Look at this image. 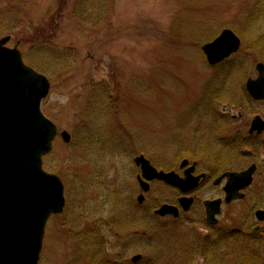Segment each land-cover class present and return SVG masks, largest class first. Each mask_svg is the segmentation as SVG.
Instances as JSON below:
<instances>
[{
    "label": "rangeland",
    "instance_id": "374dc122",
    "mask_svg": "<svg viewBox=\"0 0 264 264\" xmlns=\"http://www.w3.org/2000/svg\"><path fill=\"white\" fill-rule=\"evenodd\" d=\"M224 29L242 43L243 69L229 82L233 106L203 102L220 69L206 64L201 47ZM243 35L264 36V0H0V39L11 37L7 47L17 46L25 64L49 80L42 112L58 133L66 131L72 139L66 145L57 136L43 159V169L64 184L66 207L46 224L38 264H89L85 250L76 253L78 236L86 232L101 234L103 264H132L136 255L149 264L158 259L168 264L179 228L187 240L194 233L208 235L201 201L223 199L224 182L218 187L210 182L192 194L197 201L178 226L172 218L161 219L167 232L138 228L128 238L116 226L120 219L134 225L161 205H177L180 196L151 182L138 205L135 157L143 155L156 170L181 177L184 159L213 172L216 166L198 155L221 130L208 110L241 114L229 125L232 138L246 136L255 116L264 120V102L241 99L246 80L257 76L255 65L264 63L260 51L242 42ZM218 83L209 91L219 90ZM253 143L264 146V133ZM226 157L232 159L229 172L251 164L258 170L245 199L223 206L219 227L237 229L248 219L247 231L264 238V223L254 220V211L264 210V150L255 155L242 146ZM195 264L205 263L197 257Z\"/></svg>",
    "mask_w": 264,
    "mask_h": 264
},
{
    "label": "water",
    "instance_id": "95a60500",
    "mask_svg": "<svg viewBox=\"0 0 264 264\" xmlns=\"http://www.w3.org/2000/svg\"><path fill=\"white\" fill-rule=\"evenodd\" d=\"M11 37L0 39V264H38L42 251L45 226L53 215L63 212L66 204L64 185L60 178L43 169V158L52 150L57 128L42 112L41 103L50 89L49 80L24 64L17 46L8 48ZM241 47L240 39L229 29L223 30L212 42L201 47L209 66L214 67L236 54ZM256 79L248 78L245 90L255 102L264 101V64L255 66ZM264 120L255 116L249 126V135H261ZM64 144L71 142L66 131L59 133ZM139 168L137 180L143 194L150 190L151 182H161L177 189L182 196L178 200L183 213L189 212L193 198L191 193L204 181L205 175L194 176L196 163L189 166L187 160L180 163L183 177L175 172L156 170L139 155L133 159ZM257 167L252 164L241 172H226L213 181L220 186L224 199L204 201L205 223L218 224L222 204L245 198L244 191L253 183ZM144 196L137 198L143 204ZM155 216L177 219L179 209L161 205ZM256 222L264 223V210L254 212ZM256 226L253 232L258 231ZM140 255L131 259L133 264Z\"/></svg>",
    "mask_w": 264,
    "mask_h": 264
},
{
    "label": "trees",
    "instance_id": "16d2710c",
    "mask_svg": "<svg viewBox=\"0 0 264 264\" xmlns=\"http://www.w3.org/2000/svg\"><path fill=\"white\" fill-rule=\"evenodd\" d=\"M254 22L256 21L253 19L250 26H252V23ZM241 39L247 46H250L251 50L260 51L264 60V36L250 37L243 35ZM239 54L240 51L218 67L220 73H218L216 81L210 83L209 88L205 90L203 102L212 101L222 103L223 105L224 103L232 106L235 105L234 101L232 102L234 95L232 88L233 85H230L229 82H232L237 74L241 75L243 65ZM218 82H220V86L217 87L219 90L214 92L213 90L212 92L211 90L209 91L211 87L214 88V84L218 86ZM241 99L246 104L252 102L245 90L241 93ZM242 100L240 101L242 102ZM245 103L239 105L243 107ZM229 125L230 124H228L223 130L215 131L211 141L212 145H209L210 142H208L209 144L207 145L209 146L205 144L208 149L198 152L200 157L205 156L214 166H216L217 169L212 172L214 176L229 171V168L232 167V164L229 162L232 159L226 157L227 153L235 156L242 146L252 150L255 155L257 151L261 149L264 150V146L253 143L256 139L251 140L247 136H244L242 139L236 137L232 138L233 133L230 131ZM213 145L219 147V150H221L219 156L216 151H211L215 150ZM197 158L198 156L196 159ZM181 221L182 219L180 218L179 220L174 221L175 225H173L178 226L176 224H179ZM117 223L116 228L122 233L129 234L128 238L132 236L131 234L135 235L136 232H138V228H146V230L151 229L160 232H167V229L169 228L168 223H162L160 219L153 215V213L148 215V217H144L140 221L135 222L134 225H129L125 219H120ZM111 224L107 226L109 231L112 228H115L111 226ZM249 225L250 220L247 219L240 227L233 230H224L220 227L208 228L209 233L207 236L200 237L197 233H194L189 240L186 239V235L182 234L181 230L184 228H179L174 236L176 240L174 239L170 242V245L175 248L177 247V249H173L174 254L172 255V258H168L167 263L195 264L197 257H200L205 264H263L264 259L262 258L261 253H264V238H258L253 234H250L247 231ZM244 228H246V230ZM100 237L101 234L99 232H86L85 234L78 236L79 244L77 245L78 250L76 253L85 250L86 259L89 264H103V261H106L107 255L103 249L104 245ZM156 263L161 264V259H158ZM138 264H149V262L142 259Z\"/></svg>",
    "mask_w": 264,
    "mask_h": 264
},
{
    "label": "flooded vegetation",
    "instance_id": "af4514ba",
    "mask_svg": "<svg viewBox=\"0 0 264 264\" xmlns=\"http://www.w3.org/2000/svg\"><path fill=\"white\" fill-rule=\"evenodd\" d=\"M213 69H217V68L214 67ZM228 112H229L228 109L208 110L207 116L212 118L211 120H213L214 122L217 123L219 129L223 130L226 126H228V124H230L234 119H236L237 116H238V118H241V114H238L237 116H235V115H229ZM249 138L250 139H254L256 137L255 136H251V137L249 136ZM211 139H213V137ZM195 163H196V167H195L194 175L195 176H199L201 174L205 175V179L203 181L204 182L203 185L208 184L210 182H213L214 177H215L213 175V173L210 172L209 170L200 171L199 168H198V162L195 161ZM192 198H193V204H192L191 208H193V206L195 205V203L197 201V199L193 195H192ZM178 200H179V198L177 199V203H178ZM211 200H214V199H211ZM204 201L205 200L201 201L202 208H203V202ZM173 206H176V205H173ZM203 212H204V209H203Z\"/></svg>",
    "mask_w": 264,
    "mask_h": 264
}]
</instances>
